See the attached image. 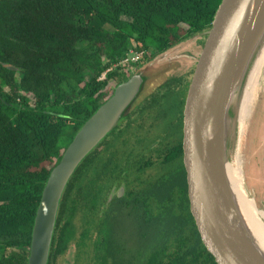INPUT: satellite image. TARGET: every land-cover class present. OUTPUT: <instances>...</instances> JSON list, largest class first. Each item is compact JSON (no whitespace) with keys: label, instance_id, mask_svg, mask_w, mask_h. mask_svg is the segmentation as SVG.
I'll use <instances>...</instances> for the list:
<instances>
[{"label":"trees","instance_id":"trees-1","mask_svg":"<svg viewBox=\"0 0 264 264\" xmlns=\"http://www.w3.org/2000/svg\"><path fill=\"white\" fill-rule=\"evenodd\" d=\"M221 2L0 0V264H28L43 189L84 122L140 66L210 30ZM132 51L140 62L121 66ZM94 154L63 194L48 264H58L77 229L79 264L122 262L118 235L105 219L96 221ZM163 207L166 219L149 223L142 264H217L189 201Z\"/></svg>","mask_w":264,"mask_h":264},{"label":"water","instance_id":"water-1","mask_svg":"<svg viewBox=\"0 0 264 264\" xmlns=\"http://www.w3.org/2000/svg\"><path fill=\"white\" fill-rule=\"evenodd\" d=\"M195 37L205 39L197 44L196 52H173L181 43L157 55L118 84L113 95L84 122L43 189L28 264H48L61 200L81 163L124 118L173 82L176 77L172 74L180 70L182 62L193 60L195 71L185 109V164L202 242L217 264H264L259 243L263 238L243 215L228 173L240 141L242 94L264 47V0H222L211 29ZM242 141L243 137L241 161ZM243 178L245 186L244 169Z\"/></svg>","mask_w":264,"mask_h":264},{"label":"flooded vegetation","instance_id":"flooded-vegetation-1","mask_svg":"<svg viewBox=\"0 0 264 264\" xmlns=\"http://www.w3.org/2000/svg\"><path fill=\"white\" fill-rule=\"evenodd\" d=\"M194 71L195 65L156 92L95 148L96 221L105 219L118 235L115 246L125 249L120 264L146 260L147 229L166 219L163 205L189 201L188 212L195 219L185 164V109ZM172 95L177 98L173 104ZM106 156L107 168L101 165Z\"/></svg>","mask_w":264,"mask_h":264},{"label":"rangeland","instance_id":"rangeland-1","mask_svg":"<svg viewBox=\"0 0 264 264\" xmlns=\"http://www.w3.org/2000/svg\"><path fill=\"white\" fill-rule=\"evenodd\" d=\"M198 39V37H195L186 43H182L180 47H175L176 49H174L173 52L176 54L177 52L181 54L185 52H196V50H198L197 44L203 42V40L205 41L204 38H201L202 40ZM131 54L130 52L128 56ZM135 56L136 54H133L129 59L131 58V60H133L132 57ZM193 65H195V60L191 62H182L180 70L173 73L172 76L176 78L180 77V75L184 76V73L189 72ZM138 69H136V71H138ZM176 100L177 98L175 95L169 97L171 104L175 103ZM242 161L244 173L247 178V183L245 185L246 191L250 196L254 197L257 210L264 212V81L260 84L258 98L253 107L249 126L243 135ZM93 236H90V238L85 241L88 246L86 249L91 252L88 260L95 254L91 244V241L94 239ZM82 240H84L82 238V230L77 229L70 241L66 253L59 258L58 264H79L78 260L80 256L78 253L84 249L83 246H80ZM89 264H95L94 260L92 259Z\"/></svg>","mask_w":264,"mask_h":264},{"label":"bare ground","instance_id":"bare-ground-1","mask_svg":"<svg viewBox=\"0 0 264 264\" xmlns=\"http://www.w3.org/2000/svg\"><path fill=\"white\" fill-rule=\"evenodd\" d=\"M264 81V47L261 51L259 58L257 59L255 66L251 69L247 82L242 94V100L240 102V141L237 149V154L233 163L228 165V173L233 189L238 197L239 204L243 215L245 216L249 226L253 227L257 234L262 236L263 240H260V245L264 250V212L258 211L254 199L247 193L244 186L243 178V162L240 159L239 150L241 146V140L248 129L249 121L253 107L258 98L260 84Z\"/></svg>","mask_w":264,"mask_h":264},{"label":"built area","instance_id":"built-area-1","mask_svg":"<svg viewBox=\"0 0 264 264\" xmlns=\"http://www.w3.org/2000/svg\"><path fill=\"white\" fill-rule=\"evenodd\" d=\"M131 53H132L131 55L136 54L135 57H132L133 60H131V58L129 59V57H131V55H129L128 58L121 63V66L124 67V66H129L130 64H133V63H138L140 59L142 58L141 53H136V52H131Z\"/></svg>","mask_w":264,"mask_h":264}]
</instances>
